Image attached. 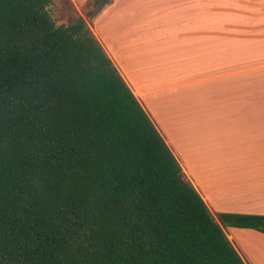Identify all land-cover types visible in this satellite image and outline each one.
Listing matches in <instances>:
<instances>
[{"label": "trees", "instance_id": "obj_1", "mask_svg": "<svg viewBox=\"0 0 264 264\" xmlns=\"http://www.w3.org/2000/svg\"><path fill=\"white\" fill-rule=\"evenodd\" d=\"M110 0H91L99 10ZM0 0V264H246L80 17Z\"/></svg>", "mask_w": 264, "mask_h": 264}, {"label": "crops", "instance_id": "obj_2", "mask_svg": "<svg viewBox=\"0 0 264 264\" xmlns=\"http://www.w3.org/2000/svg\"><path fill=\"white\" fill-rule=\"evenodd\" d=\"M93 32L211 213L264 215V0H110ZM223 229L264 264V232Z\"/></svg>", "mask_w": 264, "mask_h": 264}, {"label": "rangeland", "instance_id": "obj_3", "mask_svg": "<svg viewBox=\"0 0 264 264\" xmlns=\"http://www.w3.org/2000/svg\"><path fill=\"white\" fill-rule=\"evenodd\" d=\"M100 9L97 10V8L91 4V0H53V2L48 6V12L57 25H67L72 18L78 16L83 19L92 32L93 18L100 12ZM128 12H130V10H128ZM130 14H128V16H130ZM112 17L113 19L110 21V24L112 23L114 25L112 28H116L118 26L121 28L122 32H126L123 31V27L127 23H130L131 20L126 22L127 19H130V17L117 18L114 15H112ZM93 34L95 35L94 32ZM240 240L244 239L242 238Z\"/></svg>", "mask_w": 264, "mask_h": 264}]
</instances>
